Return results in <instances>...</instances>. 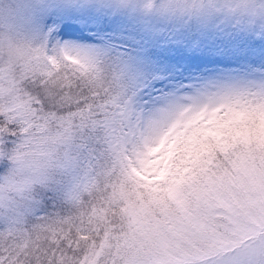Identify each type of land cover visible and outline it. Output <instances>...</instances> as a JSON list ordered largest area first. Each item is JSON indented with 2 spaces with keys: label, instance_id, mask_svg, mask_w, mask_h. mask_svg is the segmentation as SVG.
Returning a JSON list of instances; mask_svg holds the SVG:
<instances>
[{
  "label": "snow or ice",
  "instance_id": "6c2138e0",
  "mask_svg": "<svg viewBox=\"0 0 264 264\" xmlns=\"http://www.w3.org/2000/svg\"><path fill=\"white\" fill-rule=\"evenodd\" d=\"M117 84L100 52L50 51L18 0H0V158L13 165L0 208L24 209L0 229V264H264V90L121 139ZM85 138L103 148L80 178ZM66 179L68 214L29 225L34 195Z\"/></svg>",
  "mask_w": 264,
  "mask_h": 264
},
{
  "label": "rangeland",
  "instance_id": "374dc122",
  "mask_svg": "<svg viewBox=\"0 0 264 264\" xmlns=\"http://www.w3.org/2000/svg\"><path fill=\"white\" fill-rule=\"evenodd\" d=\"M18 2L48 40L50 51L58 46L71 50L79 43L100 52L103 61L114 60L123 106L119 125L109 133L121 139L162 127L186 108L216 103L228 94L264 90V0H252L230 13L212 7L211 0H199L198 7L185 10L169 0H127L122 7L114 0ZM65 24L81 29L76 35L85 39L77 42L61 35ZM131 40L137 50H131ZM82 160L84 167L76 172L80 178L93 161ZM11 169L0 162V183ZM71 186L66 179L57 189L64 194ZM34 206L32 213L40 215ZM20 211L24 209L0 208V227L6 215Z\"/></svg>",
  "mask_w": 264,
  "mask_h": 264
},
{
  "label": "trees",
  "instance_id": "16d2710c",
  "mask_svg": "<svg viewBox=\"0 0 264 264\" xmlns=\"http://www.w3.org/2000/svg\"><path fill=\"white\" fill-rule=\"evenodd\" d=\"M43 31L46 34L45 30H43ZM127 40L128 39H126L125 42H127ZM47 41H46V43H47ZM127 43H130V42H127ZM131 44H134V40H131ZM132 49L137 50L138 48L134 44L131 46V50ZM162 57H164V56L162 55ZM103 62L106 65V67H108L111 70H115V68L113 66L114 60L112 58H107ZM117 87H118V89L122 95L123 94V86H121L119 80H118ZM115 115L117 117H119V120L117 121V126H118L120 123V120H121V115L118 112H116ZM117 126L115 128H117ZM83 143L86 147L78 148L77 154L80 155V157H82V159H83V157H86V158H90L91 160H95L97 155H98L97 150L103 148V145H99V144L89 145L87 138L84 139ZM9 147H11V146H9ZM100 160H101V162H103L105 160V157L101 156ZM0 162H2L3 165H6L10 168L13 167L11 160H9L6 157L0 158ZM62 196H63V192L59 191L58 189L56 191H42V192H38V194L36 193L35 198H36L37 203H35L34 207L38 208L41 211V214L35 215L34 213H31L30 215H27L25 217L27 220V223L29 225L32 223H35L36 218L38 216H55L57 213H59L60 215L68 214V212L70 211V207L64 203ZM17 210H18V208H17ZM6 217L8 218L7 215H6ZM7 218L5 220V223H3V222L1 223L0 229H3L7 226L6 221L9 219V218L8 219Z\"/></svg>",
  "mask_w": 264,
  "mask_h": 264
},
{
  "label": "clouds",
  "instance_id": "9594fccd",
  "mask_svg": "<svg viewBox=\"0 0 264 264\" xmlns=\"http://www.w3.org/2000/svg\"><path fill=\"white\" fill-rule=\"evenodd\" d=\"M211 4L212 7L229 13L244 9L241 0H211ZM173 6L181 10L191 9L199 6V0H178V3H174Z\"/></svg>",
  "mask_w": 264,
  "mask_h": 264
}]
</instances>
